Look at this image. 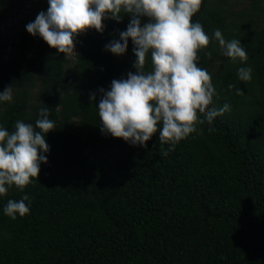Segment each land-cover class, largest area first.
Listing matches in <instances>:
<instances>
[{"label": "trees", "instance_id": "16d2710c", "mask_svg": "<svg viewBox=\"0 0 264 264\" xmlns=\"http://www.w3.org/2000/svg\"><path fill=\"white\" fill-rule=\"evenodd\" d=\"M6 11L0 0V21ZM120 15L104 19L102 33L77 35L71 62L26 31L37 15L17 34L15 54L0 56V93L11 86L13 96L0 101V128L11 133L19 120L35 129L42 108L56 127L45 134L38 177L0 195V264H264V7L202 0L192 22L210 41L197 66L216 94L198 120L225 103L231 110L197 123L167 156L162 124L146 147L100 131L99 89L136 71L131 38L122 55L105 50L127 30L130 17ZM216 29L240 40L248 60L223 55ZM241 67L252 69L249 82L238 78ZM144 70H152L150 53ZM25 195L29 213L11 219L8 200Z\"/></svg>", "mask_w": 264, "mask_h": 264}, {"label": "clouds", "instance_id": "9594fccd", "mask_svg": "<svg viewBox=\"0 0 264 264\" xmlns=\"http://www.w3.org/2000/svg\"><path fill=\"white\" fill-rule=\"evenodd\" d=\"M48 4L46 12H39L34 22L26 25V31L42 37L58 53L69 55L76 54L74 38L77 35L89 29L102 33V21L110 18L119 22L121 12L130 17L127 30L119 33V40L106 44L105 50L122 55L131 38L136 71L129 72L127 79H114L108 91L99 89L102 133L146 147L145 142L157 132L158 124H162L159 140L162 145H169L162 153L167 156L177 142L198 131L197 123L203 124L206 119L211 124L214 117L231 110L225 103L219 110L208 112L205 119L198 120L197 113H205L216 94L211 75L197 66L198 51L210 41L203 26L192 22L202 0H48ZM141 17H147L148 22L142 25ZM213 38L224 49L226 57L233 61L248 60L240 40L225 41L219 29L214 31ZM149 53L152 70L146 72L144 66ZM237 74L241 81L252 79L250 67L239 68ZM228 87L231 89L234 85ZM12 99L11 86L0 93V101ZM91 99L95 100L94 94ZM48 114V108L40 110L35 124L39 131L19 120L11 133L0 128V195L7 193L6 185H15L23 191L31 178L38 177L41 163H47L44 153L49 151V145L45 134L56 128ZM28 200L27 195L19 201L8 200L4 213L13 220L17 213L23 217L29 213L25 203Z\"/></svg>", "mask_w": 264, "mask_h": 264}, {"label": "rangeland", "instance_id": "374dc122", "mask_svg": "<svg viewBox=\"0 0 264 264\" xmlns=\"http://www.w3.org/2000/svg\"><path fill=\"white\" fill-rule=\"evenodd\" d=\"M7 5L4 19L0 21L1 51L3 61H8L14 54V44L17 34L22 30L24 22L31 20L39 12H46L48 0H1ZM264 7V0H259ZM227 3L234 11L250 5L251 0H227ZM75 52V50H74ZM75 54H68L69 62L73 61ZM71 65V64H70Z\"/></svg>", "mask_w": 264, "mask_h": 264}]
</instances>
